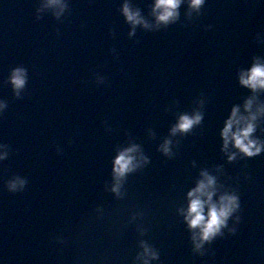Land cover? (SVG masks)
I'll list each match as a JSON object with an SVG mask.
<instances>
[{
  "label": "water",
  "instance_id": "95a60500",
  "mask_svg": "<svg viewBox=\"0 0 264 264\" xmlns=\"http://www.w3.org/2000/svg\"><path fill=\"white\" fill-rule=\"evenodd\" d=\"M257 55L264 57V0H206L199 11L185 0L179 19L162 25L120 146L139 144L150 160L127 174L120 194L111 166L77 264H143L142 240L160 254L151 264H264V153L229 161L218 135L226 110L250 94L238 71ZM198 108L200 124L170 131L181 113ZM165 138L171 155L160 148ZM205 167L239 193L241 209L197 251L178 209Z\"/></svg>",
  "mask_w": 264,
  "mask_h": 264
},
{
  "label": "clouds",
  "instance_id": "9594fccd",
  "mask_svg": "<svg viewBox=\"0 0 264 264\" xmlns=\"http://www.w3.org/2000/svg\"><path fill=\"white\" fill-rule=\"evenodd\" d=\"M185 0H154L152 12L155 16V25H168L180 17V6ZM206 0H188L189 8L199 11ZM43 7L58 8L56 15L67 7L66 0H44ZM121 11L126 20L132 25L129 35H133L136 25L145 28L152 24L142 14L141 9L133 7L130 0H124ZM207 27H212L211 25ZM7 79L11 82L16 95L21 94L28 81V69L22 65L11 68ZM239 84L250 90V94L243 97L242 102H234L226 110L219 126L220 150L227 160L233 161L237 157H253L264 153V57L254 56L247 67L238 71ZM201 103H203L201 101ZM7 107V101L0 99V112ZM205 113L198 109L193 112H183L179 115L171 132L188 133L194 126L204 120ZM161 150L168 155L172 153V140L165 138L160 145ZM0 160L7 157V145L0 144ZM150 157L144 154L141 146L131 143L120 147L112 158V171L115 183L112 190L120 194L124 178L128 173L149 162ZM196 162L193 161V164ZM218 167H222L219 165ZM26 178L19 175L6 181L9 191H18L27 185ZM223 189V190H222ZM187 204L178 211L183 215L187 227L191 230V239L195 250L201 251L206 242L213 241L218 235L224 234L229 227V218L241 209V198L237 191L229 190L218 180L215 173L207 167L201 168L194 186L186 193ZM236 219L239 221L240 216ZM236 227L229 228L236 232ZM143 250L138 253L137 259L143 264H151L152 259L159 258V252L147 241H141ZM2 264V262H0Z\"/></svg>",
  "mask_w": 264,
  "mask_h": 264
}]
</instances>
